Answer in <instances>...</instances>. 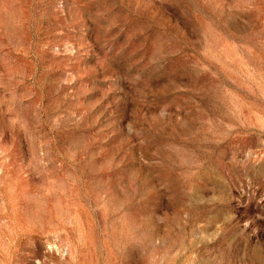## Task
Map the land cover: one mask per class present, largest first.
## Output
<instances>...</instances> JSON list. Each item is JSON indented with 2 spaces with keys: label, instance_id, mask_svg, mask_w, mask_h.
<instances>
[{
  "label": "rangeland",
  "instance_id": "1",
  "mask_svg": "<svg viewBox=\"0 0 264 264\" xmlns=\"http://www.w3.org/2000/svg\"><path fill=\"white\" fill-rule=\"evenodd\" d=\"M0 264H264V0H0Z\"/></svg>",
  "mask_w": 264,
  "mask_h": 264
}]
</instances>
